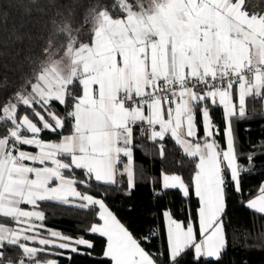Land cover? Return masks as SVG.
I'll use <instances>...</instances> for the list:
<instances>
[{"label": "snow or ice", "instance_id": "snow-or-ice-1", "mask_svg": "<svg viewBox=\"0 0 264 264\" xmlns=\"http://www.w3.org/2000/svg\"><path fill=\"white\" fill-rule=\"evenodd\" d=\"M53 7L31 70L0 103V264H59L42 254L94 249L84 236L42 235V206L89 214L98 206L103 223L85 232L106 238L99 264H181L189 251L196 264H218L228 243L227 200L244 195L242 173L264 157V135L245 155L233 128L257 118L264 128V0H58ZM0 89L7 92V81ZM218 105L223 130L211 115ZM45 131L60 139L43 140ZM166 137L191 158L190 175L186 182L162 168L151 177L161 184L157 195L175 190L189 205L195 197L196 209L186 225L165 209L167 246L153 252L147 245L156 233L134 237L94 188L131 191L146 175L134 150L166 162ZM245 207L264 215V183Z\"/></svg>", "mask_w": 264, "mask_h": 264}, {"label": "trees", "instance_id": "trees-1", "mask_svg": "<svg viewBox=\"0 0 264 264\" xmlns=\"http://www.w3.org/2000/svg\"><path fill=\"white\" fill-rule=\"evenodd\" d=\"M147 1L144 0L145 3ZM57 2L58 0H0V84L7 81V92L0 89V103H3L6 96L12 92L19 82V77L31 70L28 67L29 62L38 52L42 39L47 35L48 22L56 11L53 5ZM252 107V104L248 105L249 111ZM256 107L259 110V105ZM56 108L63 112L62 106L56 104ZM211 115L214 122L223 130L222 106L214 107ZM261 123L259 118L250 122H233L234 131L239 137L238 152L246 155L250 151V142L254 143L264 135ZM246 127L250 128V131L246 132ZM198 130L199 135H202V125H198ZM41 138L53 141L60 139L55 133L47 131L41 133ZM218 139L225 147L222 134ZM165 143L172 150L166 162H162L159 156L154 159L146 158L141 154L140 149L134 150L135 161L143 167L146 175L143 179H138L135 188L131 191L126 185L109 188L106 193L99 186L94 188L98 194L97 198L104 200L137 239L149 235L150 231L156 233L154 237H149L147 245V248L153 252L157 249L165 250L162 233L163 211L171 210L175 218L187 224L190 222L188 217L194 215L196 209L195 197L189 205L175 190H168L167 195H157L161 192V184H154L151 177L155 176L159 179L162 168L167 173L181 174L186 182L190 175L191 165L188 161L191 158L184 156L182 149L176 146L170 137H166ZM151 146L152 142L148 141L147 149L150 150ZM181 160L184 161L182 168ZM240 163L246 164L245 156L240 157ZM75 173L77 180L86 179L80 170H75ZM262 183H264V157H258L254 170L241 175L244 195L232 193L227 200L223 221L228 243L218 264H264V241L250 239L264 233V215H254L245 207L246 201L259 193V186ZM86 187L87 185H79L78 190H84ZM66 209L67 206H42L47 219L41 229L54 227L68 236H84L92 240L94 249L84 250L81 246V254L52 249V252L64 251L65 255L42 254V258H55L59 264H99L105 259L102 250L105 248L106 238L85 232L87 227L99 221L98 206L93 214H89L88 210ZM194 226L199 233L198 222H195ZM85 251H91L92 254H83ZM181 264H196L191 251L183 257Z\"/></svg>", "mask_w": 264, "mask_h": 264}, {"label": "crops", "instance_id": "crops-1", "mask_svg": "<svg viewBox=\"0 0 264 264\" xmlns=\"http://www.w3.org/2000/svg\"><path fill=\"white\" fill-rule=\"evenodd\" d=\"M234 102H235V97H234ZM222 106V105H221ZM222 108H223V106H222ZM166 109H167V106L165 105V118H166ZM198 132H199V130H198ZM199 134V133H198ZM200 136H203V134L202 135H200ZM43 140H45V139H43ZM59 140V139H58ZM58 140H55V141H58ZM45 141H53V140H45ZM225 147H226V145H225ZM24 148V150H27V151H31V152H38V149H35V148H33V147H29V146H27V147H23ZM169 174H171V173H169ZM257 195H259V193L258 194H256L255 196H253V197H251L250 199H254ZM107 206V205H106ZM22 207H26L28 210H30V208H31V206H23L22 205ZM108 207V206H107ZM108 209H109V211H111L112 213H113V215H115L116 216V218H117V220H119L120 221V223L121 224H123L122 222H121V220L117 217V215L114 213V211H112L109 207H108ZM98 216H99V211H98ZM173 219H175V220H177V222H181V223H184L182 220H179V219H177V218H175L174 216H173ZM6 223H8L7 221H6ZM96 223H103V221H98V222H96ZM95 224V223H94ZM185 224V223H184ZM124 225V224H123ZM186 225V224H185ZM125 226V225H124ZM126 227V226H125ZM127 228V227H126ZM49 229H52V230H56V231H60V229H58V228H54V227H52V228H49ZM128 229V228H127ZM194 229L196 230V228H195V226H194ZM129 230V229H128ZM197 231V230H196ZM40 232H41V234L42 235H47V230H43V229H40ZM60 232H62V231H60ZM129 232H131L130 230H129ZM63 233V232H62ZM162 233H163V237H164V240H165V249H166V246H167V221H166V219H165V217H164V223H163V230H162ZM197 234H198V231H197ZM135 237V236H134ZM88 239V238H87ZM250 239H256V240H263L264 241V233H260V234H258V235H255V236H253V237H251ZM90 240V239H89ZM92 241V240H91ZM51 259H55V258H51Z\"/></svg>", "mask_w": 264, "mask_h": 264}, {"label": "built area", "instance_id": "built-area-1", "mask_svg": "<svg viewBox=\"0 0 264 264\" xmlns=\"http://www.w3.org/2000/svg\"><path fill=\"white\" fill-rule=\"evenodd\" d=\"M171 99H172V97H171V96H169V97H168V100H169V101H171ZM157 127H158V126H157Z\"/></svg>", "mask_w": 264, "mask_h": 264}, {"label": "rangeland", "instance_id": "rangeland-1", "mask_svg": "<svg viewBox=\"0 0 264 264\" xmlns=\"http://www.w3.org/2000/svg\"><path fill=\"white\" fill-rule=\"evenodd\" d=\"M148 2V1H147Z\"/></svg>", "mask_w": 264, "mask_h": 264}]
</instances>
